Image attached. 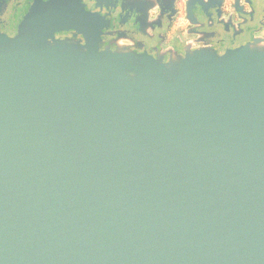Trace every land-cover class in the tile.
<instances>
[{"label":"water","instance_id":"water-1","mask_svg":"<svg viewBox=\"0 0 264 264\" xmlns=\"http://www.w3.org/2000/svg\"><path fill=\"white\" fill-rule=\"evenodd\" d=\"M105 26L38 1L0 34V264H264V40L165 63Z\"/></svg>","mask_w":264,"mask_h":264},{"label":"flooded vegetation","instance_id":"flooded-vegetation-1","mask_svg":"<svg viewBox=\"0 0 264 264\" xmlns=\"http://www.w3.org/2000/svg\"><path fill=\"white\" fill-rule=\"evenodd\" d=\"M38 1L53 0H0V34L15 37ZM204 2L206 7L201 2L194 5L189 18V0H81L87 12L106 23L96 34L101 51L147 52L168 63L188 51L207 49L224 55L264 40V0ZM54 38L84 43L83 35L73 30Z\"/></svg>","mask_w":264,"mask_h":264}]
</instances>
